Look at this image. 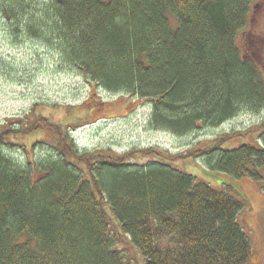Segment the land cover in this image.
Returning a JSON list of instances; mask_svg holds the SVG:
<instances>
[{
    "label": "trees",
    "instance_id": "obj_1",
    "mask_svg": "<svg viewBox=\"0 0 264 264\" xmlns=\"http://www.w3.org/2000/svg\"><path fill=\"white\" fill-rule=\"evenodd\" d=\"M254 1L0 0V16L16 42L53 50L91 87L150 102L152 128L186 136L264 111V69L238 40ZM39 120L0 125V264L249 262L241 194L164 151L141 165L134 151H83L68 128L21 161L20 137L57 126ZM196 148L209 171L264 182V128L257 141Z\"/></svg>",
    "mask_w": 264,
    "mask_h": 264
},
{
    "label": "rangeland",
    "instance_id": "obj_2",
    "mask_svg": "<svg viewBox=\"0 0 264 264\" xmlns=\"http://www.w3.org/2000/svg\"><path fill=\"white\" fill-rule=\"evenodd\" d=\"M4 26L0 16V125H15L19 120L40 125L41 116L57 125L42 123L45 129L20 137L17 141L26 148L14 147L17 159L38 160L47 151L45 143L66 128L73 130L79 149L114 155L134 151L130 158L140 165L153 158L155 149L164 151L180 169L221 190L241 194L246 206L239 221L253 247L247 264H264V182L209 171L202 158L197 160L195 153L190 156L196 147L210 146L217 140L229 145L257 141L258 131L264 128V111L243 113L218 127L186 136L157 130L150 125V102L91 87L81 74L61 69L53 50L28 39L16 42ZM238 40L243 53L255 57L264 69V0L254 1L249 23ZM149 148L154 149L149 157L135 151Z\"/></svg>",
    "mask_w": 264,
    "mask_h": 264
}]
</instances>
